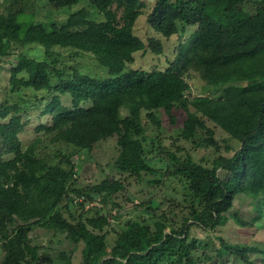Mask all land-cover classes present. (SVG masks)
Wrapping results in <instances>:
<instances>
[{"label":"trees","instance_id":"trees-1","mask_svg":"<svg viewBox=\"0 0 264 264\" xmlns=\"http://www.w3.org/2000/svg\"><path fill=\"white\" fill-rule=\"evenodd\" d=\"M10 2L0 13V61L11 56L14 48L37 45L50 55L57 47L92 55L107 76L96 78L77 68L54 67L55 58L49 63L25 53L16 55L9 89L15 95L31 91L37 102L50 95L51 100L38 109L40 115H51V123L40 125L41 136L24 149L19 135L28 103L0 105V240L5 252L1 264H39L38 247L29 236L34 225L64 234L76 246L83 243L82 264H227V257L255 264L258 256L263 258L264 247L232 244L223 238H217V247L203 245L190 240V230L196 226L214 232L224 226L240 194L261 199L264 207V0H155L148 22L163 38L192 27L195 32L179 46L166 69L152 71L128 68L134 55L147 49L134 33L146 8L143 0H50L55 9H73L81 3L92 8H80L65 24L51 29L35 22L31 3ZM251 3L253 12L246 9ZM149 46L157 55L164 52L159 40H150ZM190 70L213 85H239V95L224 105L246 123L240 146L233 156H220L211 167L197 163L190 154L183 159L169 154L172 174L186 181L188 216L179 228L171 225L168 233L160 217L153 224L128 222L109 247L107 234L95 232L103 230L106 219L76 216L70 206L83 208L98 198L105 201L124 190L123 183L107 179L91 188L72 189L77 184L74 153L59 151L58 161L50 159L43 153L45 140L91 150L96 143L118 136L116 169L140 178L155 173L145 154L146 125L158 130L160 112L175 124L173 112L181 109L186 120L180 138L197 148L220 149L215 130L208 126L216 120L190 109L196 108L186 95L185 75ZM61 95L71 99V106L62 103ZM203 101L218 107L213 100ZM219 170L228 172V179H221ZM41 209L48 210L44 219L21 223L35 218ZM60 258L73 264L64 253Z\"/></svg>","mask_w":264,"mask_h":264},{"label":"rangeland","instance_id":"rangeland-1","mask_svg":"<svg viewBox=\"0 0 264 264\" xmlns=\"http://www.w3.org/2000/svg\"><path fill=\"white\" fill-rule=\"evenodd\" d=\"M146 8L135 24L134 33L146 45L147 49L136 53L134 63L129 65L131 69H142L152 71L154 69L164 70L169 63L176 59L179 46L186 43L195 28H189L186 33L174 35L171 39L163 38L148 22V16L152 12L155 0H143ZM252 2V0H251ZM10 0H0V13H4L6 6L10 5ZM29 5L31 3L34 11L35 22L42 23L45 27L50 28L53 25L60 26L65 24L69 16L86 7L92 11L87 3H81L73 9H55L50 0H18V4ZM246 9L254 11V6L247 4ZM97 19H102L97 16ZM150 40H159L162 43L164 52L161 55L153 53L150 49ZM14 52L9 57H4L0 61V105L4 102L8 105L24 101L28 103L26 111L22 113L24 129L19 138L24 149H26L41 133L37 131L40 125H49L51 115H40L38 108H43L50 100L51 96L45 94L46 99L37 102L34 99L33 92L22 91L15 95L8 86V79L11 73V64L16 63V55L25 53L30 58L36 60H47L49 63L55 58L54 67L67 69L77 68L82 73L96 78H105L107 72L102 68L92 55L85 52H74L70 49H61L55 47L50 55H46L43 48L37 45L27 46L25 48H14ZM189 84L186 92L189 100L196 104V108L190 107L191 111L199 115H205L216 123L208 122V126L215 130V137L220 145V149L213 147L197 148L191 142L184 141L179 136V130L183 127L186 120V113L181 109L173 112L176 123L173 124L171 119L160 112L161 127L157 130L150 123L146 125L147 142L145 151L149 165L155 170V173L144 174L140 178L127 174H122L115 167V162L120 154L118 145V136L111 137L107 140L96 143L91 150H78L77 148L63 144H49L45 140L43 153L50 159L58 161L60 159L59 151L65 154H73L72 162L77 170V184L73 188H91L93 185L100 184L104 180H119L124 185V190L114 195H109L105 201L100 198L94 204L86 203L83 208L79 206H70V211L76 216L84 214L87 217L104 218L107 224L102 231L96 230V233L107 234L108 245L111 247L117 237L118 232L124 230L128 222L139 221L153 224L156 217H160L167 224L165 230L168 233L171 225L179 228L186 216H188V202H186V181L182 177L172 174L170 167L169 154H175L178 158L183 159L190 154L194 161L202 165L211 167L214 160L220 156L231 157L240 146L241 136L244 133L245 121L239 115L233 114L224 104L231 102L239 95L238 86L230 85H213L207 82L195 70H190L185 75ZM259 81V80H258ZM255 82V81H254ZM249 83V82H248ZM248 83H244L248 84ZM253 83V81H250ZM43 95V93H41ZM64 105L71 106V99L66 95L60 96ZM203 98L213 100L217 106L210 105L203 101ZM36 102V103H35ZM89 106V104H87ZM127 110H123V116L127 115ZM255 128V124L251 126ZM12 155H4V158ZM218 174L221 179L226 180L230 174L224 170H219ZM157 181V182H156ZM75 197V194H71ZM75 199H77L75 197ZM83 198H79L81 201ZM76 201V200H75ZM261 199L240 194L236 196L234 205L228 213L226 224L214 232L205 231L200 227L193 226L190 230V240L197 239L203 245L218 246L217 238H223L232 244L264 247V207H260ZM157 204L158 206H155ZM48 214V210L41 209L38 215L30 221H21L23 225L40 221ZM69 212L66 217H69ZM237 220L247 223L243 227L238 224ZM91 229V228H90ZM92 230V229H91ZM33 246L38 247L40 257L39 264H65L60 255L64 253L71 258L73 264H82L83 243L77 246L66 239V235L58 234L53 230L44 229L40 225H34L29 234ZM4 249L0 240V264L4 259ZM256 255H253L255 257ZM263 258L258 256L254 260L255 264H264ZM227 264H243L238 259L226 258ZM210 264H215L212 262Z\"/></svg>","mask_w":264,"mask_h":264}]
</instances>
